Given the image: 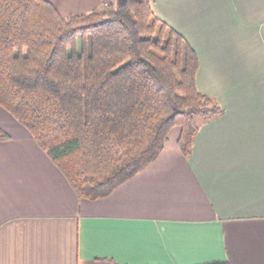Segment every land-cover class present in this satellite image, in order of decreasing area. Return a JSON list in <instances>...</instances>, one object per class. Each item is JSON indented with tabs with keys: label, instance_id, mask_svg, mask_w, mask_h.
I'll return each mask as SVG.
<instances>
[{
	"label": "crops",
	"instance_id": "obj_1",
	"mask_svg": "<svg viewBox=\"0 0 264 264\" xmlns=\"http://www.w3.org/2000/svg\"><path fill=\"white\" fill-rule=\"evenodd\" d=\"M63 15L105 0H50ZM195 49L192 151L174 125L161 153L98 199L81 197L0 105V264H264V0H152Z\"/></svg>",
	"mask_w": 264,
	"mask_h": 264
},
{
	"label": "trees",
	"instance_id": "obj_2",
	"mask_svg": "<svg viewBox=\"0 0 264 264\" xmlns=\"http://www.w3.org/2000/svg\"><path fill=\"white\" fill-rule=\"evenodd\" d=\"M198 67L152 0H105L67 16L50 0H0V105L81 197H105L144 169L174 125L190 155L196 117L222 112L198 88Z\"/></svg>",
	"mask_w": 264,
	"mask_h": 264
}]
</instances>
